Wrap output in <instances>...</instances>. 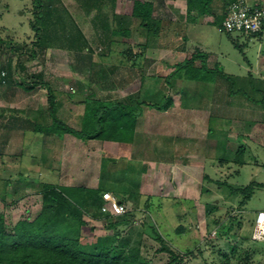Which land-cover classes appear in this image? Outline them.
<instances>
[{
    "label": "rangeland",
    "instance_id": "rangeland-1",
    "mask_svg": "<svg viewBox=\"0 0 264 264\" xmlns=\"http://www.w3.org/2000/svg\"><path fill=\"white\" fill-rule=\"evenodd\" d=\"M60 2L88 39L89 49L78 53L60 47L56 41L49 42L51 46L44 49L33 46L35 37L29 26L32 0H0V38L3 39L0 43V98L3 99L0 101V198L4 197L3 201L0 199V211L6 229L10 230L21 218L31 220L38 214L40 191L45 182L96 187L103 179L113 186L141 190L138 197L142 200L146 195L154 198L151 208L139 206L142 200L137 202L131 230L128 226L119 227L122 235L130 231L133 235L141 233L142 253L154 264H164L170 257L159 250L161 243L156 233L180 258L173 264H264V237H252L256 212L264 209V187L256 184L264 181V149L258 146L261 138L264 139V107L260 101L252 100L261 97L255 88H264V36L260 39L239 32L229 36L218 30L212 16L207 19L209 23L196 27V34L184 30L191 36L190 40L179 41L178 46L188 55L202 50L207 55V66L217 65L225 76H215L213 81L176 80L177 94L164 88L163 97L169 93L172 102L163 109L164 113L158 110L159 117L155 115L157 109L152 107L155 110L150 112L152 117L147 127L145 124L141 127L147 132L131 146L83 140L68 133L60 136L37 133L33 131V122L43 125L49 122L43 113L47 91L39 83L34 84L35 79H29L28 74H42L41 80L49 83L60 102L57 115L79 129L85 98L125 101L128 96L134 100L140 95L150 101H161L155 95L159 92L151 87L160 86L161 77L169 70L167 65L176 60L172 55L180 54L176 48L164 49L162 56L157 57L144 49L147 55L141 66L130 62L119 64L114 59L117 52L131 48L133 55L143 49L138 46L143 43L144 30L137 19L125 13L129 9L126 0H102L99 11L88 13L78 0ZM217 3L213 0L211 5L216 9ZM98 14L110 26H117L119 21L130 34L108 36L109 41L101 42L96 35L98 27L93 23ZM169 26L163 25L161 37L164 45L174 46L166 34ZM102 54L111 55V59L101 58ZM129 56L121 59L127 60ZM152 77L157 81L152 82ZM9 83L12 85L8 86ZM184 108L192 110L186 118L187 131H192L189 136L182 135L184 115L171 122L173 111L184 113ZM222 135L224 145L218 143ZM240 149L242 164L229 158ZM173 151V159H187L185 152L189 151L194 160L206 156L208 161L204 164L212 159L219 162L215 172L210 173L212 176L203 172L201 179L192 185L199 192L193 199L180 194L172 196L175 192L169 185L171 169L167 160ZM224 157L230 160L224 161ZM102 160L106 166L104 175ZM155 161L167 163L153 167ZM257 161L259 165L255 169ZM205 174L207 179L203 177ZM250 183L252 194L241 204L242 193L231 188ZM136 199L125 202L128 210L135 206ZM89 223L94 234L112 232L103 219Z\"/></svg>",
    "mask_w": 264,
    "mask_h": 264
},
{
    "label": "trees",
    "instance_id": "trees-1",
    "mask_svg": "<svg viewBox=\"0 0 264 264\" xmlns=\"http://www.w3.org/2000/svg\"><path fill=\"white\" fill-rule=\"evenodd\" d=\"M222 5L227 6L233 0H221ZM187 9L198 8L209 9L213 0H186ZM84 12L100 10L102 0H78ZM151 2L133 0L130 16L139 20L148 33L154 28L157 29L156 21L151 17ZM226 11V10H225ZM32 18L29 20L30 29L34 32L35 40L32 45L44 49L51 46L49 42L56 41L60 47L67 48L74 52H82L89 49L88 39L81 28L73 20L69 11L62 6L60 0H32ZM95 16L94 27H98L96 34L101 42L109 41L108 36L128 35L129 31L125 25L118 24L110 26L106 20ZM225 12L214 18L213 23L220 25ZM122 24L124 21L120 19ZM98 23V25H96ZM229 36L231 33H226ZM248 37L260 38L264 34V26L255 33H241ZM109 39V40H108ZM3 39L0 38V43ZM235 43V39H233ZM109 53L112 51L109 50ZM32 53H34L32 51ZM114 58L119 64L123 63L122 57L132 55L131 48L124 52H117ZM134 55L139 57L138 53ZM111 55L102 54L101 58L111 59ZM206 53L200 50L191 52L186 58L170 65V70L161 77L162 83L155 89L161 101H150V98L137 96L134 100L128 96L127 100L92 99L85 98L81 114V126L75 129L68 125L57 115L60 102L49 85L42 81V74H28L34 84L39 83L47 91V106L44 114L48 116V124L33 122V131L37 133H53L61 135L68 133L83 140L97 139L102 141H115L118 143L132 142L134 139V128L137 117L141 114V106L147 105L157 110H163L172 102L169 93L164 95V88H170L174 93L178 92L174 86L176 80H211L215 76H225V73L216 65L210 68L206 64ZM132 64L138 60L130 58ZM9 74L5 77L8 79ZM212 75V77H211ZM251 76L248 78L251 81ZM253 79V78H252ZM174 81V82H173ZM164 86V87H163ZM255 88V86H254ZM260 92L261 97L252 99L253 102H261L264 107V88H255ZM233 90L228 92L232 93ZM162 94V95H161ZM163 97V98H162ZM209 133L212 129L209 128ZM231 158L232 161L242 164V150L240 149ZM230 160L224 157V161ZM101 174H105V160L101 162ZM145 167V166H144ZM144 170V169H143ZM23 178L26 175L22 173ZM205 179L208 176L203 175ZM264 187V183H256ZM253 184L243 187L231 188L242 193L241 204L251 196ZM111 192L121 202L134 200L140 196V191L135 188L128 190L127 187H117L100 179L96 187L54 185L48 182L43 184L40 191L41 204L38 214L31 220L19 219L10 230L6 229L4 215L0 211V264H154L152 260L142 253L141 233L135 235L131 231L122 235L119 227L132 226L133 212L137 209L141 197L136 199L135 206L122 214L112 215L101 210L103 204L102 194ZM2 201L4 197L0 198ZM153 197L146 195L139 206L153 207ZM158 200L160 198L158 197ZM159 207V205H157ZM103 219L107 229L111 233L94 234L93 225L90 220ZM255 219V218H254ZM125 230V229H124ZM131 230V229H130ZM181 226H178V231ZM156 238L160 241V251H165L169 260L164 264H173L177 259L171 249L163 244V240L157 233ZM248 261V257L245 256ZM246 264V263H244Z\"/></svg>",
    "mask_w": 264,
    "mask_h": 264
},
{
    "label": "crops",
    "instance_id": "crops-1",
    "mask_svg": "<svg viewBox=\"0 0 264 264\" xmlns=\"http://www.w3.org/2000/svg\"><path fill=\"white\" fill-rule=\"evenodd\" d=\"M141 1H144V0H141ZM146 1L151 2V5H152L151 17L154 21H156L157 29L155 30L153 28L148 33L146 28L139 24V20H138V24L140 25L142 30H144L143 31V36H144L143 43H140L141 45H139L138 47L139 48L141 47L143 49H139V52H137L139 54L138 58L136 55H134L136 53L135 52V53H133V55H130L128 59H130L131 56H132V58L135 57L138 61L136 63H134V65L141 66L143 59L147 55V53L144 52V49L148 50L151 55L160 57V56H162V51H164V49L172 50V49L176 48L175 49V50H177L176 52H180L181 55L179 53H178V55L177 54L172 55L173 57L176 56L175 57L176 60L175 61L173 60L170 64L167 65L169 67V70H170V65H173L175 62L183 60L188 55L187 53H185V51H183V48L178 46L179 41L190 40L191 36L189 35L188 32H185L184 30L194 32L195 29H198L196 27H199V26L202 27L205 22L206 23L210 22V21H207L209 16L210 17L211 16L212 17L220 16L226 10V7L222 6V4H220L221 0H215L218 2L216 9H215L214 5L213 6L210 5L209 9L207 8L206 10H200V11L198 8H194V9H191L190 11H188L186 0H146ZM248 1L251 4H259V5L264 6V0H248ZM132 2H133V0H126V6H128L129 9L125 13L128 14L127 16L129 18L135 19L134 17L130 16V10H131ZM165 24L170 25L169 30L167 31L166 34H168L170 36V44L173 43L174 46L164 45L163 39L161 37V33H162L163 25H165ZM128 31H129V29H128ZM129 34H130V31H129ZM193 34H196V32H194ZM262 36H264V34L261 35L260 39L262 38ZM182 54H184V55H182ZM185 54H187V55H185ZM128 59L126 60L124 58L123 64H125L127 62H130L132 64L131 60H128ZM158 62L160 63V61H158V60L155 61V63L157 65L159 64ZM155 78L156 77L151 78L152 82L157 81V78L156 79ZM141 80H143V78H141ZM142 82L143 81H141V83ZM11 85H12V83L8 84V86H11ZM155 88H156L155 86L151 87V89H154V90H155ZM151 89H149V90H151ZM172 93H174V92L172 91ZM175 93L177 94L178 92H175ZM2 100L3 99L0 98V101H2ZM141 108H142L141 114L137 117L135 128H134L135 135H134L133 141L129 142L128 144H126V143H122V144L120 143L119 144L118 142H115V141H108L110 145L112 144L115 146H117V145H121V146L130 145L131 146L136 141L137 137H139L142 134L144 136V134H145L144 132H147V131L142 130L141 127L143 124H145L144 127H147L148 119H150V117H152L150 114L155 109H153L152 107L147 106V105H142ZM156 112H157L155 114L156 117H159L160 115L158 113V110H156ZM164 112L165 111L163 110V113ZM191 112H192V110H191ZM191 112H190V109L184 108V113H183V111L180 112V111L175 110V111H173V113L171 115V117H172L171 122L172 123H175V121L177 122L176 117L179 116L180 114L185 116L184 117L185 119L183 121L186 122V124L184 125L185 126L184 134H182L185 136H189V134H191V132H192V131H187V130H189L187 128V127H189V125H187L188 119H186L187 116H191ZM201 112H203V111L201 110ZM205 112H207V111H205ZM205 112H203V113H205ZM155 115H154V117H155ZM173 117L175 118V120L173 119ZM173 126H175V125H173ZM174 128H173V131L176 129V128L175 129ZM175 134H176V132H175ZM170 136L173 137L172 135H170ZM175 136H178V135H175ZM183 138H185V137H183ZM218 140H219L218 143L223 144L224 143V141H223L224 135H222L221 138H219ZM261 140L262 141H260V144L258 146H260L262 149H264V139L261 138ZM184 142H182V143H184ZM137 144H136V147L138 146ZM0 145H1V142H0ZM173 146L174 145H172V147ZM185 153L187 154V155H185L186 157H188L187 159H184V160H182V159L179 160L177 158L173 159L172 155H175L174 151H173L171 156H170L171 157L170 160H167V162L168 161H170V162L167 163V162H156L155 161L154 164H151V165L153 167H157L156 165L159 166V165H162L163 163H167L171 169V179L169 181V185L171 187L172 192H175V193H173L172 196H174V195L177 196V194H180V196H182L183 198H192L193 199L194 197L199 195V192L192 185L195 184L198 181V179H201L203 172L204 173L206 172V174H208L209 176H212L210 173L215 172L219 162H217V160H215V159H212L209 161V164H204L205 160L208 161V159H206V156H204L205 158L203 157L201 159L198 158V159L194 160L195 158L193 159L191 152L186 151ZM167 164H165V165H167ZM243 165H245V164H243ZM254 165H256L255 169H257L259 162L258 161L255 162ZM144 166H143V169L145 170ZM207 169H208V171H206ZM255 176L257 177V175H255ZM256 177L253 178V181H255ZM259 182H264V181H258V183ZM139 191H141V190H139ZM261 210H264V209H261Z\"/></svg>",
    "mask_w": 264,
    "mask_h": 264
},
{
    "label": "built area",
    "instance_id": "built-area-1",
    "mask_svg": "<svg viewBox=\"0 0 264 264\" xmlns=\"http://www.w3.org/2000/svg\"><path fill=\"white\" fill-rule=\"evenodd\" d=\"M264 26V6L251 4L248 0H233L226 8L218 30L224 33H255ZM103 204L101 210L112 215L124 213L127 205L118 200L111 192L102 194ZM252 237L260 239L264 237V210L256 213L253 225Z\"/></svg>",
    "mask_w": 264,
    "mask_h": 264
}]
</instances>
